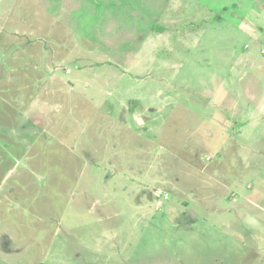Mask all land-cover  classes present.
<instances>
[{"label": "rangeland", "instance_id": "obj_1", "mask_svg": "<svg viewBox=\"0 0 264 264\" xmlns=\"http://www.w3.org/2000/svg\"><path fill=\"white\" fill-rule=\"evenodd\" d=\"M0 264H264V0H0Z\"/></svg>", "mask_w": 264, "mask_h": 264}, {"label": "crops", "instance_id": "obj_2", "mask_svg": "<svg viewBox=\"0 0 264 264\" xmlns=\"http://www.w3.org/2000/svg\"><path fill=\"white\" fill-rule=\"evenodd\" d=\"M242 215L244 216V213H242ZM258 216H259V215H256V218H258ZM254 218H255V217H254ZM245 220H246V219H245ZM246 223L252 225L254 231H255L256 229L262 230V227H261L260 225H259V226H258V225L255 226L256 223L253 222V219H251L250 216L247 217ZM246 223H245V224H246ZM258 232H259V231H258Z\"/></svg>", "mask_w": 264, "mask_h": 264}, {"label": "clouds", "instance_id": "obj_3", "mask_svg": "<svg viewBox=\"0 0 264 264\" xmlns=\"http://www.w3.org/2000/svg\"><path fill=\"white\" fill-rule=\"evenodd\" d=\"M135 122H136V124H137L138 126H143V124H144V120H143V118L140 117V116L135 117ZM156 194H157V195L159 194V190H157V193H156Z\"/></svg>", "mask_w": 264, "mask_h": 264}]
</instances>
